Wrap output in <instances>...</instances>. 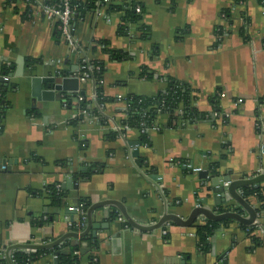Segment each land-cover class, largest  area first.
I'll use <instances>...</instances> for the list:
<instances>
[{"label": "crops", "instance_id": "crops-1", "mask_svg": "<svg viewBox=\"0 0 264 264\" xmlns=\"http://www.w3.org/2000/svg\"><path fill=\"white\" fill-rule=\"evenodd\" d=\"M108 1L135 4L140 21L120 36V12L107 13L104 7L86 12L72 22L79 48L71 52L55 37V22L35 9L22 19L23 1L8 5L0 0V83L5 86L0 166H9V171L0 169V248L38 246L65 236L79 199H85L89 208L95 206L91 223L98 225L88 233L94 232L99 243L96 251L85 248L80 264H222L223 256L226 264H264L263 229L260 246L249 252L245 225L232 220L214 234L210 252L203 254L191 226L160 222L166 214L185 221L199 208L215 214L240 209L248 217L228 193L217 197L211 182L264 173L259 152L264 144V0ZM142 27L148 31L145 39L140 38ZM103 41L126 57L109 58L98 44ZM85 55L105 65V126L72 124L80 98L76 94L55 93L52 100H43L32 90L28 73L77 76ZM21 60L27 75L10 77ZM142 70L151 77H140ZM167 79L188 87L191 105L203 117L189 121L180 112L173 118L159 114L154 122L158 129L149 131L146 144L135 129L112 138L113 126L125 117L126 97L161 93ZM79 83L89 95L91 82ZM91 166L95 168L87 181L77 179ZM51 188L61 194L54 206ZM254 189L260 190L264 204V181ZM245 202L259 209L256 197ZM119 205L145 229L132 227ZM112 213L115 220H109ZM42 216L50 223L35 226ZM259 217L264 221V212ZM196 220L206 218L197 215ZM4 256L0 254V261ZM36 264L55 261L45 256Z\"/></svg>", "mask_w": 264, "mask_h": 264}, {"label": "trees", "instance_id": "trees-1", "mask_svg": "<svg viewBox=\"0 0 264 264\" xmlns=\"http://www.w3.org/2000/svg\"><path fill=\"white\" fill-rule=\"evenodd\" d=\"M17 0H6V4L12 5ZM26 4V10L21 14L22 19H29L33 12L34 3L32 0H21ZM63 0H42V2L51 7L58 8L60 4H62ZM70 8L74 11V19H77L83 16L86 12L97 10L99 7H104L107 13L112 12H120L121 19L120 24L117 27V34L120 36H126L128 33L129 25L137 24L140 21V14L135 12V4L123 3L122 5H114L112 3L105 2V0H87L82 2L80 0H68ZM73 22V21H72ZM57 23L54 25V35L56 38H61L60 32L57 28ZM140 38L145 39L148 36V31L146 28L142 27L139 29ZM98 44L102 47V53L106 54L109 58L120 60L126 57V54L123 52H116L110 48H108V42H98ZM92 53L96 51V48H91ZM80 64V62H79ZM89 64L92 67H98V70H93L91 73L87 71L89 76L94 79V93L95 99L90 98L89 95L83 93H77L75 96L80 97L78 100V108L80 110H87L89 117L97 118V123L100 126H105L107 124V119L99 110L98 106L105 105L106 102L109 101L103 95V84H100L99 81L103 80V75L105 72V65L103 62L90 59ZM3 71L6 73V69L3 68ZM2 71V72H3ZM3 72V73H4ZM82 73V71H81ZM140 77L150 78L151 75L147 73L146 70H142L140 73ZM166 89L158 94L153 96H128L125 99V117L121 121V126H128L130 129H135L137 131H141L143 127H151L157 119L159 114L169 116L173 118L174 114L180 112L183 116V119L189 121H196L203 117V114L198 112L195 107L191 105V94L188 87L180 82L175 80L167 79ZM5 93V86L0 83V132H1V119L4 114V105L2 104V100ZM66 105L67 102H65ZM170 118V119H171ZM83 121L82 116L76 117V119L72 122V124L76 125L79 122ZM123 133V131H121ZM117 135V132H112L111 136L114 138ZM141 144H146L148 142L147 134H140ZM138 165L141 166L142 162L138 160ZM95 167L91 166L86 169V171H82L77 174V179L87 181L92 174V171ZM240 195L244 200H247L248 197L254 196L259 201L260 206L257 210V218L259 219V213L264 212V204H263V196L259 189H254L252 187H242L240 189ZM61 196L53 188L49 189V200L50 204L54 206L57 204L59 197ZM79 209L83 213L87 214L89 208V201L85 199H79L78 201ZM230 210V209H229ZM227 210H219V214L227 212ZM234 212L241 214L240 209H234ZM261 216V215H260ZM117 218L116 213H112L109 216V220H115ZM50 218L44 216L38 218L35 222V226H42L44 224L50 223ZM232 220L225 219L221 221H212V220H204L194 221L192 224V229L194 231L196 247L203 254H207L211 250V239L214 234L222 228H226ZM247 234V238L249 239V246L247 247L249 252L254 251L261 244V237L259 235V229L255 225L243 226L242 227ZM79 228L75 227L74 223L71 228H69L68 233H75ZM263 230H264V222H263ZM55 240H47L44 241L43 244L53 243ZM82 243L86 244V247H82ZM99 240L94 237L92 234H86L83 237L78 239L73 237H67L60 243H57L53 246L44 248V249H36L33 252H25L23 250H14L12 252L13 256V264H27V262L37 263L42 257L45 256H55V264H80L81 261V250L86 248L87 250L93 252L98 248ZM79 251L80 255H75L74 253ZM1 264H8L5 258L1 259Z\"/></svg>", "mask_w": 264, "mask_h": 264}, {"label": "water", "instance_id": "water-1", "mask_svg": "<svg viewBox=\"0 0 264 264\" xmlns=\"http://www.w3.org/2000/svg\"><path fill=\"white\" fill-rule=\"evenodd\" d=\"M24 60H21V63H17L18 68L15 69V73L14 74H10V77H17V75L19 77H22L24 75H27V73L25 72V74H23V70L25 66L24 64ZM28 75H30L31 77V85H32V90L33 91H37L36 92V98H39V93L40 96L43 100H52L54 98L55 93L57 95L60 94H77L80 93L81 95H83L84 91L80 90V83H79V79L77 78V76H71V77H60V75L58 73L56 74H39L38 72H30L28 73ZM3 77L0 76V82H2ZM45 86L46 90L45 91H41V87ZM40 91V92H39ZM4 166L5 169L2 171H9V166H6L5 162H3V164H1L0 167ZM85 170V169H84ZM199 176H201L202 178H204L206 176V171H198ZM220 181H222L224 184H222V182L220 183ZM264 181V173L260 174L254 178H248V179H241V180H236V181H230V179L227 177L225 178H215L212 179V186H213V193L218 197V196H223L225 193H228L233 200H235L239 206H241L247 213H248V217H243L242 215H240L237 212L234 211H229V212H225V213H221V214H215L213 213L211 210L208 209H196L194 210L191 215L189 216V218L185 221L180 220L179 218H176L175 216H169L166 214V216H164L162 218V220H160L161 224L167 222V220H171L173 223L182 226V227H189L192 226L193 222H194V218L197 215H202L204 216L207 220H212V221H221V220H225V219H229V220H235L236 222L245 225V226H249L252 225L254 223V221L257 219V213L256 211L251 208V206H249L247 204V202H245V200L243 199V197L237 193V189L238 188H242V187H246V186H253L254 188H257V184ZM66 182H72V177L68 178L66 180ZM74 187L77 188V183H74ZM223 202H225V200L222 199ZM95 206H91L86 214V228L83 232H81L80 234H76V233H68L65 236L59 238L58 240H56L53 243L50 244H45V245H38V246H31V245H16V246H10L8 248L5 249L4 251V255L6 257V261L8 264H11L10 259H9V253L12 250L18 249V250H23V249H44L50 246H53L57 243H60L61 241H63L65 238L67 237H73V238H80L85 236L86 234H88V232L94 228L96 229L98 227V225H93L91 223V213L92 210L94 209ZM119 210L120 212L123 214V216L126 218V220L128 221V223L139 230H144L145 228H142L141 226H138L137 224H135L134 222H132L130 220V218L127 216V214L125 213L123 207L121 205H119ZM94 232H92L93 234ZM86 249L83 248L81 250V254H85L86 253ZM227 263V259L225 256H223V262L222 264H226Z\"/></svg>", "mask_w": 264, "mask_h": 264}, {"label": "built area", "instance_id": "built-area-1", "mask_svg": "<svg viewBox=\"0 0 264 264\" xmlns=\"http://www.w3.org/2000/svg\"><path fill=\"white\" fill-rule=\"evenodd\" d=\"M32 1L35 5L34 6L35 10H38L41 14H43V16L47 20H51V21L57 23V26H58L57 28L60 32L61 39L65 43V45L67 46L69 51L72 52V51H75L76 49H78L79 46L77 44L76 39L73 36V28H72V21L74 19L75 13L70 8L68 0H63L62 4H60V6L58 8L46 5L42 1H37V0H32ZM105 2H107V0H105ZM101 8H103V6ZM135 12L140 13V9L138 7H136ZM89 61H90V58L87 55H85L81 58L77 78L79 79V82H85V81L91 82L92 90L90 91L89 96H90V98H92L94 100L95 99L94 79L89 76L90 74H88L87 71H89L91 73V71L98 70L99 68L98 67H92L89 64ZM81 71H82V73H81ZM4 79H5V77H4ZM99 83L103 84V80H100ZM98 108L103 114V106H98ZM78 116H82L83 121H89V122H95V123L98 122L97 118L89 117L87 110H80L78 108L76 117H78ZM155 129H158V128L155 127L153 124L151 127H146V126L143 127L141 129V131H139V132H140V134L141 133L148 134L149 131L155 130ZM128 130H130V128L128 126H121L120 124H115L112 128V131L117 132V134H124ZM121 131H123V133ZM259 152L262 156H264V144L261 145ZM0 169L4 170L5 167L2 166V167H0ZM194 171L197 172V171H200V169H195ZM86 220H87L86 214L83 213L82 211H80V209L78 208L76 217L71 219V220H68L67 225L69 228H71L73 226V223H74L75 227L79 228L77 231H75V233L80 234L86 228ZM263 222L264 221H261L260 219H256L254 221L253 225H255L260 231H262ZM76 239H78V238H76ZM48 244H50V243H48ZM43 245H45V244H43ZM84 245H85V243H82V247ZM4 251H5L4 249L0 248V254H4ZM13 251H11L9 253V259H10L11 264H13V262H14L13 256H12ZM23 251L30 252L27 250H23ZM31 252H33V251H31ZM74 254L80 255L79 251H76ZM52 258H53V260H55L56 257L53 256ZM5 259H6V257H5ZM27 264H35V263L27 262Z\"/></svg>", "mask_w": 264, "mask_h": 264}]
</instances>
